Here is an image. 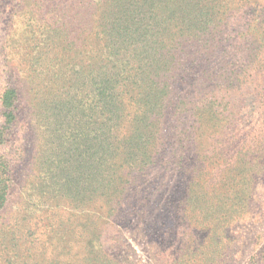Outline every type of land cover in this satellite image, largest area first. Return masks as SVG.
<instances>
[{
	"label": "trees",
	"instance_id": "obj_1",
	"mask_svg": "<svg viewBox=\"0 0 264 264\" xmlns=\"http://www.w3.org/2000/svg\"><path fill=\"white\" fill-rule=\"evenodd\" d=\"M9 1L21 19L2 45L0 145L21 104L43 139L28 187L0 155V264L115 263L102 229L152 220L168 179L183 206L184 183L223 221L251 214L264 177V0Z\"/></svg>",
	"mask_w": 264,
	"mask_h": 264
},
{
	"label": "rangeland",
	"instance_id": "obj_2",
	"mask_svg": "<svg viewBox=\"0 0 264 264\" xmlns=\"http://www.w3.org/2000/svg\"><path fill=\"white\" fill-rule=\"evenodd\" d=\"M13 5V1L0 0V91L8 75L4 64L8 55L2 45L14 21ZM16 18L15 26L21 19ZM18 114L7 141L0 145V155L13 162L21 187H28L38 167L43 129L23 104ZM172 180L153 192L154 207L159 211L152 220L126 216L113 219L102 229L100 240L113 264H264V177L255 180L251 214L236 221H223L208 197L190 200L194 194L199 195L198 186H179L183 189L178 192L185 193L183 206L171 196ZM30 197L33 199L34 195ZM16 201L17 198L12 209ZM182 207L197 214L187 216ZM207 212L208 215L204 214Z\"/></svg>",
	"mask_w": 264,
	"mask_h": 264
}]
</instances>
